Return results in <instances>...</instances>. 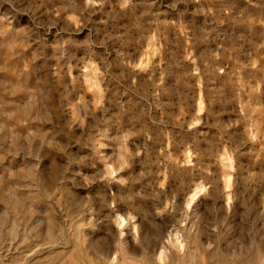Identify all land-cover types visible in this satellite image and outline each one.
<instances>
[{"label": "rangeland", "instance_id": "obj_1", "mask_svg": "<svg viewBox=\"0 0 264 264\" xmlns=\"http://www.w3.org/2000/svg\"><path fill=\"white\" fill-rule=\"evenodd\" d=\"M0 264H264V0H0Z\"/></svg>", "mask_w": 264, "mask_h": 264}]
</instances>
